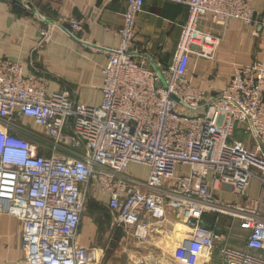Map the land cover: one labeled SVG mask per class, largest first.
Returning <instances> with one entry per match:
<instances>
[{"label":"built area","instance_id":"1","mask_svg":"<svg viewBox=\"0 0 264 264\" xmlns=\"http://www.w3.org/2000/svg\"><path fill=\"white\" fill-rule=\"evenodd\" d=\"M125 1L121 44L103 67L100 104L50 91L47 73H25L22 61L0 58V212L23 222L26 263L97 264L101 252L80 241L97 190L108 195L113 226L127 239L148 243L170 223V209L190 227L188 253L199 256L221 240L204 215L225 213L249 232L243 249L219 248L225 263L264 264V213L217 196L222 186L245 194L254 180L264 188V62L237 66L212 98L187 77L193 53L208 55L215 42L199 29L202 16L264 20L251 0H171L188 6L189 19L171 62L149 66L132 51L144 0ZM81 24L72 21L74 29ZM16 119L30 125L16 129ZM240 125L255 148L233 140ZM131 164L146 166L147 176L129 173Z\"/></svg>","mask_w":264,"mask_h":264},{"label":"crops","instance_id":"2","mask_svg":"<svg viewBox=\"0 0 264 264\" xmlns=\"http://www.w3.org/2000/svg\"><path fill=\"white\" fill-rule=\"evenodd\" d=\"M23 1V5H17L11 0H0V58L22 61L25 73H47L50 91L69 90L78 101L100 104L103 67L108 62L109 50L121 44L119 30L125 22L126 1ZM251 7L256 18L264 20V0H251ZM188 19L187 5L171 0H144L132 43L137 59L145 57L149 66L154 62L169 64ZM76 20L82 24L74 29L72 21ZM199 29L212 35L215 42L208 55L193 53L187 77L207 98L228 85L237 66L264 62V24L247 25L237 19L223 23L212 15H204ZM235 132L233 140L255 148V140L244 132L243 126H238ZM217 196L227 203L264 213V188L256 180L245 194L222 186ZM107 200L108 195L93 190L80 235L81 243L86 246L114 249L104 264H226L219 251L222 245L236 249L246 246L249 232L240 227L238 218L210 212L204 215V222L220 234L221 240L211 251L191 256L187 251L190 227L169 209L170 223L148 243L142 245L130 239L121 247L118 241L121 230L113 226L114 213L108 208ZM22 230L23 222L19 218L0 212V264H27Z\"/></svg>","mask_w":264,"mask_h":264},{"label":"rangeland","instance_id":"3","mask_svg":"<svg viewBox=\"0 0 264 264\" xmlns=\"http://www.w3.org/2000/svg\"><path fill=\"white\" fill-rule=\"evenodd\" d=\"M22 122H24V123H26V124H28L29 123V121H25V120H20V119H16L15 120V122H14V126H15V128L16 129H18V127L17 126H19L20 124H22ZM29 125H30V123H29ZM33 125V128H36V126L34 125V124H32ZM32 127V126H31ZM236 133V132H235ZM235 136V135H234ZM131 168H130V170H129V172L131 173V174H135V175H137V176H139V177H141V178H145L146 176H147V174H148V168L146 167V166H144V165H138V164H134V165H132V166H130ZM87 208H89L88 207V205H87ZM99 228V230H103L104 232H105V230H107V229H105V228H100V227H98ZM119 230H121V233H120V236H119V239H118V241L122 244L121 245V247H124V246H126V241H128V240H130V239H127V237L125 236V233H124V231L122 230V229H119ZM133 240V242L135 243H138L139 244V242L138 241H136V240H134V239H132ZM131 241V240H130ZM129 241V242H130ZM123 242V243H122ZM133 243H131V245H132ZM98 250L101 252V257H100V260H97V264H104L105 263V261L110 257V255H111V252L114 250L112 247L111 248H109V249H107V247H105V248H98ZM126 250L128 251L129 250V248L128 247H126Z\"/></svg>","mask_w":264,"mask_h":264},{"label":"water","instance_id":"4","mask_svg":"<svg viewBox=\"0 0 264 264\" xmlns=\"http://www.w3.org/2000/svg\"><path fill=\"white\" fill-rule=\"evenodd\" d=\"M11 1L14 2L17 5H23L24 4L23 0H11ZM28 2H30V1H28Z\"/></svg>","mask_w":264,"mask_h":264}]
</instances>
